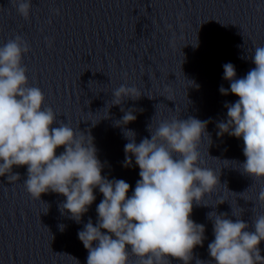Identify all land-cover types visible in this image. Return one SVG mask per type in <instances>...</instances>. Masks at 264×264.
Returning <instances> with one entry per match:
<instances>
[{"label":"clouds","instance_id":"obj_1","mask_svg":"<svg viewBox=\"0 0 264 264\" xmlns=\"http://www.w3.org/2000/svg\"><path fill=\"white\" fill-rule=\"evenodd\" d=\"M10 3L21 17L29 18L31 0ZM29 51L20 35L0 46V176L7 174L9 183L19 181L13 166H27L23 182L27 192L38 200L48 192L64 196L60 211L76 223L96 200L94 190H99L103 199L96 207L95 225L89 218L77 233L88 252L86 264H128L130 254L140 264H171V259L190 264L194 248L206 239L205 225L191 219L193 206L201 205L219 183V176L200 162L199 144L209 136V121L173 118L161 121L155 130L150 124L151 138L139 143L135 132L126 129L124 166L130 167L134 157L140 177L128 196L129 183L102 175L104 165L93 138L86 140L83 132L58 122L57 113L45 106L44 92L29 85L23 64ZM250 58L255 67L241 78H236L232 63L223 65V79L230 86L221 85L219 92L239 99L225 102L226 118L216 127L217 136L242 138L246 158L240 164L242 172L259 180L264 179V47H256ZM112 97L111 106H118L125 98L138 100L141 93L135 86L121 84ZM121 111L124 115L117 126L136 120L134 110ZM60 147L64 151L57 155ZM257 200L264 204V188ZM214 217L213 212L207 214L214 235L208 253L215 264H264L259 248L264 241V215L252 219L253 231L240 217L233 220L227 213ZM59 227L63 231L65 225ZM196 264L206 262L197 259Z\"/></svg>","mask_w":264,"mask_h":264}]
</instances>
